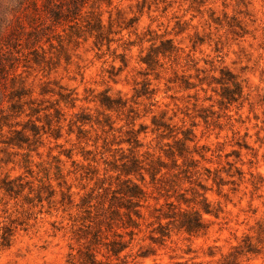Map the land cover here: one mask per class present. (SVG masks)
I'll return each instance as SVG.
<instances>
[{
	"label": "rangeland",
	"instance_id": "374dc122",
	"mask_svg": "<svg viewBox=\"0 0 264 264\" xmlns=\"http://www.w3.org/2000/svg\"><path fill=\"white\" fill-rule=\"evenodd\" d=\"M84 1L55 23L48 0H0V264H82L90 249L98 264H264V0ZM165 40L177 56L149 68ZM20 132L30 146L9 145ZM127 179L142 218L108 227ZM181 196L216 215L198 235L162 220V236L154 210L186 209Z\"/></svg>",
	"mask_w": 264,
	"mask_h": 264
},
{
	"label": "trees",
	"instance_id": "16d2710c",
	"mask_svg": "<svg viewBox=\"0 0 264 264\" xmlns=\"http://www.w3.org/2000/svg\"><path fill=\"white\" fill-rule=\"evenodd\" d=\"M85 3L86 2L84 0H57V2L56 0H48V3L45 6L44 11L46 12V14L50 15L52 21L55 23H60L62 20H67V19H70L71 22H75V20H77L78 17L81 16V11ZM93 16H94V22L95 23L99 22L100 25L101 23L100 18H98L96 14H93ZM90 18H92L91 14H90ZM88 24L89 25L92 24V21L89 22ZM38 32L39 31L34 33V37L35 34H37ZM176 56H177V49L173 45L172 40H165V41H161V46L159 48H152L151 54L147 56V59L142 61L146 63L149 68H151L159 63V57H163L164 59H172ZM35 61L37 63L38 61L37 58ZM225 80L232 83L236 89L242 92V87L235 80L234 76L229 74L227 78H225ZM0 95H2L1 88H0ZM19 95L22 96L23 94H19ZM221 96L223 97V99L228 100V102H232L235 100L234 94L228 95L223 93L221 94ZM154 125L159 126V124H157L156 122H154ZM31 131L32 134L35 136L40 133V129L36 125L32 126ZM24 144L30 146V138H25L21 132L17 133L16 138L12 139L9 142V145L17 146L19 148L23 147ZM167 157H169L172 161V166H171L173 167L172 169L174 171L175 170L178 171V173L173 174V177L182 175V177L187 178L188 177L187 175L190 173V171L188 169L187 170L182 169L178 164V160H177V157L184 158L185 157L184 153L179 152L178 156H176V153L171 150L167 154ZM162 164L163 162L160 161L154 162L151 165V168L147 170L153 182L157 180V175L159 173L158 167L160 166L162 167ZM120 186L121 187L119 189V192H114L113 197L110 199L111 204L107 209L108 217H107L106 225L108 227H111L113 222L122 221V225H123L122 227L124 229H128L131 227L137 228L139 224L135 218L137 219L142 218V214L140 210L142 208L141 201L145 199L146 194L139 185L133 183L130 179L124 180ZM1 187H3V189L8 194L11 195L18 193L17 191L22 187V185H17L16 180H10L4 182V186ZM62 196H63V200H62L63 206L66 205L72 207L75 206L70 190L68 192L62 191ZM181 199L187 205L186 209L177 207L173 203H167L165 206H161L160 208H156L154 210V217L159 222V227L157 228V230L158 233L162 234V236L168 235L167 234L168 232H165L167 231L166 227L161 223L162 220H165L167 225H172L179 231H184L189 235H198L201 232L206 231L207 229V226L203 220L204 214L216 215L211 209L209 203L206 202V200H203L200 209L189 210V204L193 201H189L184 197H182ZM82 201L86 202V199L84 198L82 199ZM84 206L85 204H82L81 207H79V209L83 208ZM76 207H78V204L76 205ZM88 207L90 208L91 206ZM84 212L87 214L91 213L89 210H85ZM123 218H125V220H123ZM123 221H125V223ZM107 246L112 247L110 251L115 256L119 255V253L124 249L121 248L122 246L121 243L119 242H110ZM82 264H98L95 254L91 252V249L87 252L84 263ZM170 264H184V263L177 262Z\"/></svg>",
	"mask_w": 264,
	"mask_h": 264
}]
</instances>
